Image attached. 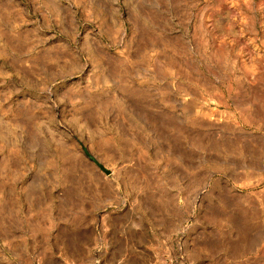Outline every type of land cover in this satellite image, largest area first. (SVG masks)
<instances>
[{
  "label": "rangeland",
  "instance_id": "rangeland-1",
  "mask_svg": "<svg viewBox=\"0 0 264 264\" xmlns=\"http://www.w3.org/2000/svg\"><path fill=\"white\" fill-rule=\"evenodd\" d=\"M0 264H264V0H0Z\"/></svg>",
  "mask_w": 264,
  "mask_h": 264
}]
</instances>
